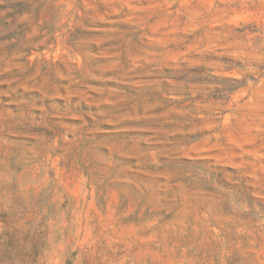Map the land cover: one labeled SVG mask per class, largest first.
Wrapping results in <instances>:
<instances>
[{"label": "rangeland", "instance_id": "374dc122", "mask_svg": "<svg viewBox=\"0 0 264 264\" xmlns=\"http://www.w3.org/2000/svg\"><path fill=\"white\" fill-rule=\"evenodd\" d=\"M9 240L37 264H264V0H0Z\"/></svg>", "mask_w": 264, "mask_h": 264}, {"label": "trees", "instance_id": "16d2710c", "mask_svg": "<svg viewBox=\"0 0 264 264\" xmlns=\"http://www.w3.org/2000/svg\"><path fill=\"white\" fill-rule=\"evenodd\" d=\"M19 245H15L11 240L0 243V250L3 255H0L1 264H37V259L32 258L30 255L14 254L7 256L6 252L16 250ZM5 252V253H4Z\"/></svg>", "mask_w": 264, "mask_h": 264}]
</instances>
